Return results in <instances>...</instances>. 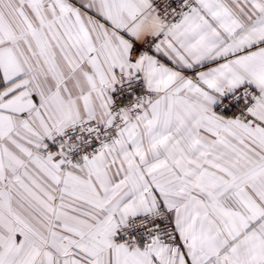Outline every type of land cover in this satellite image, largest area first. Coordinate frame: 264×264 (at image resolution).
<instances>
[{
  "label": "snow or ice",
  "instance_id": "1",
  "mask_svg": "<svg viewBox=\"0 0 264 264\" xmlns=\"http://www.w3.org/2000/svg\"><path fill=\"white\" fill-rule=\"evenodd\" d=\"M0 264H264V0H0Z\"/></svg>",
  "mask_w": 264,
  "mask_h": 264
}]
</instances>
